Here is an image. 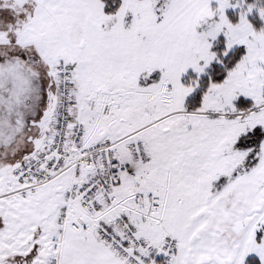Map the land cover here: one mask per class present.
<instances>
[{
	"label": "snow or ice",
	"instance_id": "6c2138e0",
	"mask_svg": "<svg viewBox=\"0 0 264 264\" xmlns=\"http://www.w3.org/2000/svg\"><path fill=\"white\" fill-rule=\"evenodd\" d=\"M0 264H264V0H0Z\"/></svg>",
	"mask_w": 264,
	"mask_h": 264
}]
</instances>
